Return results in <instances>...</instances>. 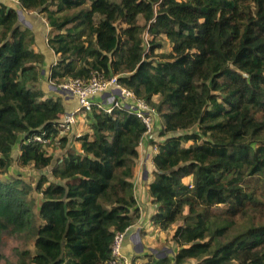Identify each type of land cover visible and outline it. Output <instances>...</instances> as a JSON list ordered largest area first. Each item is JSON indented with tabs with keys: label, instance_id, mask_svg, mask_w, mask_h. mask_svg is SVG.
<instances>
[{
	"label": "trees",
	"instance_id": "trees-1",
	"mask_svg": "<svg viewBox=\"0 0 264 264\" xmlns=\"http://www.w3.org/2000/svg\"><path fill=\"white\" fill-rule=\"evenodd\" d=\"M15 1L51 28L49 83L117 77L158 112L151 222L175 228L178 250L130 263L264 264V0ZM163 36L169 55L157 53ZM34 41L0 3V236L22 241L17 264H108L116 235L141 218L133 180L146 127L94 104L78 149L53 164L57 142L35 138L58 136L65 107L39 87L45 56ZM18 145V166L39 172L35 186L2 179Z\"/></svg>",
	"mask_w": 264,
	"mask_h": 264
},
{
	"label": "crops",
	"instance_id": "crops-1",
	"mask_svg": "<svg viewBox=\"0 0 264 264\" xmlns=\"http://www.w3.org/2000/svg\"><path fill=\"white\" fill-rule=\"evenodd\" d=\"M0 3L17 10L19 24L22 25L23 28L30 29L34 35L35 41L32 48L45 56V63L43 65L44 70L42 72V78L41 82L39 83V87L49 96L62 98L63 105L65 107V115L70 112H75L78 109V102L76 98H74L68 92H61V89L59 87H55L52 83H49L48 80L50 75V68L53 63L57 61V56L48 45V36L51 32V28L45 16L39 12L25 11L15 0H0ZM18 7L20 8V10H18ZM112 97H115L117 99L120 97V92L116 88H111L104 95V97L99 98V100L104 101L105 99L106 103L109 104ZM79 118L80 117H78V119ZM76 126L70 134L65 136L68 137V144L66 146V149L63 148L62 152H59V154L55 156L56 162L66 153L67 149H78L79 145L76 142L75 136L78 137L81 135V133L78 132ZM157 127L158 129H160L159 124L157 125ZM163 140L164 139L160 136L158 140L156 137L157 144L163 142ZM156 143L151 139H146L143 148L139 147L140 157L137 162L138 167L133 182L135 197L141 210V218L135 225L129 228L127 233H125V241L123 247L124 254L130 262L135 256H141L145 253L154 254L159 256L160 258L170 257L174 259L178 250V247L172 242V250H169L168 255L166 254V256H163L165 255L163 253H165V250H167L164 246V244L166 243L164 242L165 240H160V247L162 248L160 250L155 245V247H152L150 245V241L155 238L154 234L151 232L157 230V228L151 222V217L155 214L156 207L152 204L151 197L148 193V186L155 179V167L153 164V158L156 154L154 152V146ZM158 234H156L155 236H158V238L160 239L161 236ZM148 239L150 241H148ZM142 244H144V247L141 246ZM138 264L142 263L138 262Z\"/></svg>",
	"mask_w": 264,
	"mask_h": 264
},
{
	"label": "built area",
	"instance_id": "built-area-1",
	"mask_svg": "<svg viewBox=\"0 0 264 264\" xmlns=\"http://www.w3.org/2000/svg\"><path fill=\"white\" fill-rule=\"evenodd\" d=\"M60 87L76 98L78 109L75 112H70L67 115H64L58 125L59 134L57 137H54L55 139L52 137L45 138L43 136L44 133L41 136H37L35 141L42 143L44 146H49L54 141L59 145L61 138L70 134L74 129L78 117L80 115L85 116V113L90 112L92 106L95 104L108 114H112L116 109H125L136 115L146 127V133L139 145L140 148H143L146 139H151L155 142L159 120L156 108L151 106L145 100L137 98L132 91L123 88L118 83L117 77L108 80L105 75L95 73L88 82L76 79L68 81ZM111 88H116L120 92V99L112 97L109 104L106 103L105 99L104 101L99 100V98L104 97ZM154 152H158L157 143L154 146ZM123 242L124 234H117L112 247V259L108 264H131L123 252Z\"/></svg>",
	"mask_w": 264,
	"mask_h": 264
},
{
	"label": "rangeland",
	"instance_id": "rangeland-1",
	"mask_svg": "<svg viewBox=\"0 0 264 264\" xmlns=\"http://www.w3.org/2000/svg\"><path fill=\"white\" fill-rule=\"evenodd\" d=\"M160 40L163 44V48H162V50H159L157 53L169 55L172 51L170 43L168 42V40L164 36L161 37ZM79 117L80 118L77 121L76 128L78 129L79 133L84 134L87 131V119L85 116L80 115ZM159 132H160V130L157 129V131H156L157 140L159 138ZM76 138L77 137L75 136V139ZM155 142H157V141L155 140ZM61 147H62L61 144H59V145H56L55 147L51 146V147L47 148L48 152L54 158L53 164H56L55 156L57 154H59V152H62V150H63V148H61ZM18 155H19V145L15 147V150L12 154L14 162H13V165H12L10 172L7 176H3L2 179L13 180L15 178H20L22 180L24 179L25 182H27L28 184L35 186L36 182L39 180V172L37 170H35L34 168L23 169V168L19 167L17 164V161H16L18 158ZM44 173L48 175L50 180H53L51 177V170L50 169H47ZM32 182H34V183H32ZM31 197L34 199V202H35L34 211L37 212V210H38L39 206L41 205L43 199H42L41 195L37 194L36 192H33ZM36 224H41V221L38 218L36 219ZM157 230L159 231L160 229L157 228ZM157 230L151 232L154 234L155 238H153L151 241L148 239V241H150V245L152 247L156 246L160 250V249H162L160 247V240H162V241L165 240L164 242H166V243L164 244V246L166 247L167 250H165V253H163L165 255H163V256H166V254L167 255L169 254V250H172L171 238H172V235L175 231V228H172L171 230H169L167 232L161 231V233H160V231L158 232ZM156 234L161 236L160 239L158 238V236H155ZM22 248H23V243L19 239L12 237L11 235H8V234L1 235L0 236V254L2 255V259H1L0 264H17L16 263V259H17L16 253L18 252L17 250H21ZM29 249L34 251L32 243L29 245Z\"/></svg>",
	"mask_w": 264,
	"mask_h": 264
},
{
	"label": "water",
	"instance_id": "water-1",
	"mask_svg": "<svg viewBox=\"0 0 264 264\" xmlns=\"http://www.w3.org/2000/svg\"><path fill=\"white\" fill-rule=\"evenodd\" d=\"M18 10H20V8L18 7ZM61 90V92H66V90L65 89H62V88H60Z\"/></svg>",
	"mask_w": 264,
	"mask_h": 264
},
{
	"label": "clouds",
	"instance_id": "clouds-1",
	"mask_svg": "<svg viewBox=\"0 0 264 264\" xmlns=\"http://www.w3.org/2000/svg\"><path fill=\"white\" fill-rule=\"evenodd\" d=\"M60 88V87H59Z\"/></svg>",
	"mask_w": 264,
	"mask_h": 264
}]
</instances>
